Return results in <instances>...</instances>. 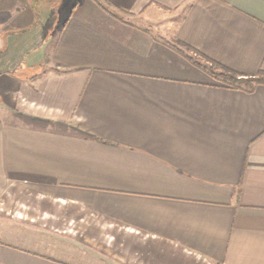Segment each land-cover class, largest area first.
Returning <instances> with one entry per match:
<instances>
[{
    "label": "crops",
    "instance_id": "1",
    "mask_svg": "<svg viewBox=\"0 0 264 264\" xmlns=\"http://www.w3.org/2000/svg\"><path fill=\"white\" fill-rule=\"evenodd\" d=\"M192 51L264 72V0H0V201L49 196L89 244L0 213V264H264V84Z\"/></svg>",
    "mask_w": 264,
    "mask_h": 264
},
{
    "label": "rangeland",
    "instance_id": "2",
    "mask_svg": "<svg viewBox=\"0 0 264 264\" xmlns=\"http://www.w3.org/2000/svg\"><path fill=\"white\" fill-rule=\"evenodd\" d=\"M56 202L52 201L49 196L8 195L0 201V213H7L19 219L30 221L29 223H32L35 227L33 231H35L36 236L53 239L48 244L37 242V245L40 250L44 247L50 248L51 253L56 257L61 255L57 252L59 246L63 249V252L82 249L81 247H86L85 245L89 246L86 241L88 240L86 230L79 227L78 221L72 217L70 212L59 213L54 211L51 205ZM7 208L9 210H6ZM55 240L59 243H55Z\"/></svg>",
    "mask_w": 264,
    "mask_h": 264
},
{
    "label": "trees",
    "instance_id": "3",
    "mask_svg": "<svg viewBox=\"0 0 264 264\" xmlns=\"http://www.w3.org/2000/svg\"><path fill=\"white\" fill-rule=\"evenodd\" d=\"M181 54H183L196 67L208 73L212 78L225 83V85L230 88L252 91L257 84H264V72L262 71L255 76L243 77L218 65L214 61L207 59L198 52H181Z\"/></svg>",
    "mask_w": 264,
    "mask_h": 264
}]
</instances>
